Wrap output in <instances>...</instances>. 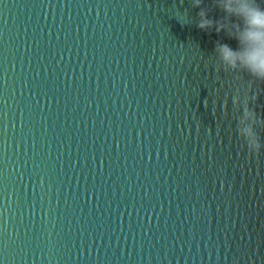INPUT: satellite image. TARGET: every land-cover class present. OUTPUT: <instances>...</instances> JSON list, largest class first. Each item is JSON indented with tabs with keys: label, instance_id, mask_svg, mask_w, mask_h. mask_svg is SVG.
<instances>
[{
	"label": "water",
	"instance_id": "95a60500",
	"mask_svg": "<svg viewBox=\"0 0 264 264\" xmlns=\"http://www.w3.org/2000/svg\"><path fill=\"white\" fill-rule=\"evenodd\" d=\"M223 17L0 0V264H264V148L236 132L264 142V83L217 67Z\"/></svg>",
	"mask_w": 264,
	"mask_h": 264
},
{
	"label": "clouds",
	"instance_id": "9594fccd",
	"mask_svg": "<svg viewBox=\"0 0 264 264\" xmlns=\"http://www.w3.org/2000/svg\"><path fill=\"white\" fill-rule=\"evenodd\" d=\"M215 6L219 8L230 27L224 28L229 39L236 41V48L226 42H216L213 52L216 57V65L225 71L235 73H246L252 82L264 83V6L258 0H233V4L221 6L218 0H213ZM234 5V6H233ZM202 15V13H198ZM217 23V31L221 28L218 22L209 19H201L196 26L205 30L213 27ZM254 111V109H253ZM243 109L239 114L242 115ZM236 132L242 140L246 150L250 154H257L264 148L259 133L255 132V140L249 142Z\"/></svg>",
	"mask_w": 264,
	"mask_h": 264
}]
</instances>
